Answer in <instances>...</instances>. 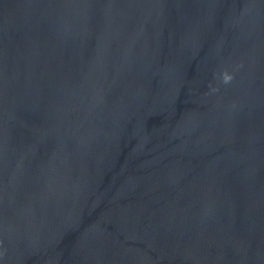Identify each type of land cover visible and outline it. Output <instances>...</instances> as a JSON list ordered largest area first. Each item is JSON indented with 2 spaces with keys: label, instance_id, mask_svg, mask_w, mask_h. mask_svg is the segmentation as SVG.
<instances>
[{
  "label": "water",
  "instance_id": "obj_1",
  "mask_svg": "<svg viewBox=\"0 0 264 264\" xmlns=\"http://www.w3.org/2000/svg\"><path fill=\"white\" fill-rule=\"evenodd\" d=\"M0 264H264V0H0Z\"/></svg>",
  "mask_w": 264,
  "mask_h": 264
},
{
  "label": "clouds",
  "instance_id": "obj_2",
  "mask_svg": "<svg viewBox=\"0 0 264 264\" xmlns=\"http://www.w3.org/2000/svg\"><path fill=\"white\" fill-rule=\"evenodd\" d=\"M231 79H232V76L230 74H228L227 72L223 73V81L225 83H228L229 81H231Z\"/></svg>",
  "mask_w": 264,
  "mask_h": 264
}]
</instances>
